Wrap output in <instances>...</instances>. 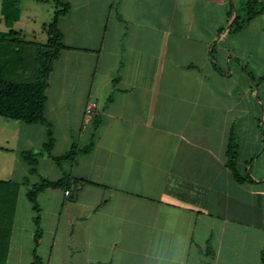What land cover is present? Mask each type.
<instances>
[{
  "label": "crops",
  "instance_id": "crops-1",
  "mask_svg": "<svg viewBox=\"0 0 264 264\" xmlns=\"http://www.w3.org/2000/svg\"><path fill=\"white\" fill-rule=\"evenodd\" d=\"M63 2L65 47L47 88L52 154L94 145L61 164L45 153L32 174L21 151L42 150L46 126L21 121L20 147L0 141L13 155L2 180H84L39 194L42 264H264V12L230 32L242 0ZM34 3L52 7L41 32L17 26ZM56 9L53 0H20L13 27L32 45L46 42ZM232 137L244 182L228 164ZM29 187H20L0 264L34 262Z\"/></svg>",
  "mask_w": 264,
  "mask_h": 264
},
{
  "label": "trees",
  "instance_id": "trees-1",
  "mask_svg": "<svg viewBox=\"0 0 264 264\" xmlns=\"http://www.w3.org/2000/svg\"><path fill=\"white\" fill-rule=\"evenodd\" d=\"M48 1V0H40ZM57 9L52 21L44 24L48 39L39 42L40 48L34 58V63L29 61L30 45L21 31L16 30L14 22L20 17V0H3L2 14L9 27L8 31H0V116L9 119L20 120L26 124H43L47 129V139L42 150L25 149L21 151L23 159L30 167V173L38 174L39 158L48 154L57 163L74 161L78 153L88 152L94 145L91 142L87 147L80 149L76 143L71 149L61 156L52 154L55 146L53 123L46 117L47 88L50 76L54 70L55 62L60 58L65 47L64 34L59 26L60 18L66 14L70 4L63 0H53ZM245 14H240L237 9V17L230 32L240 31L257 15L264 12V0H242ZM234 14L233 6L230 8V17ZM31 57V56H30ZM254 77V76H253ZM228 151V164L236 179L240 182L248 180L249 174L241 172L237 167L238 143L231 138ZM84 180L64 174L59 179L41 177L37 183H32L27 177L22 182L0 179V256L4 257L9 251L14 218L18 205V197L22 184L30 185L27 197L36 212L34 222L36 225L34 262L30 264H42L37 254L40 238L43 235L42 208L38 201L39 194L47 188H77ZM264 261V254H263Z\"/></svg>",
  "mask_w": 264,
  "mask_h": 264
},
{
  "label": "rangeland",
  "instance_id": "rangeland-1",
  "mask_svg": "<svg viewBox=\"0 0 264 264\" xmlns=\"http://www.w3.org/2000/svg\"><path fill=\"white\" fill-rule=\"evenodd\" d=\"M236 7L241 15L245 14L244 5L242 4V2L237 3ZM51 8L52 7L46 3H34L33 6L30 8V11L28 10L27 12H25V16L21 20L20 24L17 26L24 27L25 29H31V30H36L37 32H41L42 22L49 21L50 19L49 12ZM30 13L36 15L37 21L40 22V25L36 24L35 21H32L29 19V17H27V15H29ZM41 35H44L45 39L47 38L46 34H41ZM40 47H41L40 44L37 43L36 45H30L31 57L29 56V61L31 63L32 62L34 63L35 61L34 58ZM262 116L263 115L261 113L259 117L263 118ZM20 126H23V123L21 121L8 119L6 117L0 116V141H2V138H4V136H8L11 141V145L15 147H20L22 145V140L23 138H25L26 135V133L23 130H21ZM12 156H13L12 154L5 153L0 148V165H4L6 163L7 158ZM252 171L254 172L255 169H252ZM23 188H27V186H23Z\"/></svg>",
  "mask_w": 264,
  "mask_h": 264
},
{
  "label": "built area",
  "instance_id": "built-area-1",
  "mask_svg": "<svg viewBox=\"0 0 264 264\" xmlns=\"http://www.w3.org/2000/svg\"><path fill=\"white\" fill-rule=\"evenodd\" d=\"M98 104L96 101L92 100L88 103L87 107H86V117L90 118L93 114L94 111L97 109ZM66 193H70V191H66Z\"/></svg>",
  "mask_w": 264,
  "mask_h": 264
},
{
  "label": "water",
  "instance_id": "water-1",
  "mask_svg": "<svg viewBox=\"0 0 264 264\" xmlns=\"http://www.w3.org/2000/svg\"><path fill=\"white\" fill-rule=\"evenodd\" d=\"M234 7H235V6H234ZM236 17H237V9H236V7H235V14H234V16H233V18H232V20H231L229 26L227 27V29H230V27H231L232 24L234 23V20H235Z\"/></svg>",
  "mask_w": 264,
  "mask_h": 264
}]
</instances>
